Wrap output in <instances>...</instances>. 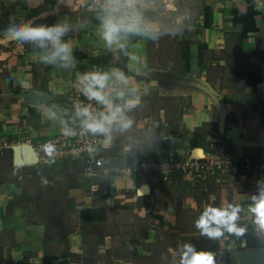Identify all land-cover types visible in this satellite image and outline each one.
<instances>
[{
    "label": "crops",
    "instance_id": "crops-1",
    "mask_svg": "<svg viewBox=\"0 0 264 264\" xmlns=\"http://www.w3.org/2000/svg\"><path fill=\"white\" fill-rule=\"evenodd\" d=\"M100 2L0 0V29L10 19L66 23L73 56L68 67L45 63L37 43L0 30V264H181L186 244L212 254L214 264H264L253 256L264 251V231L249 210L264 180V0H251L258 30L244 42L233 12L246 13L249 0H143L160 33L127 34L122 48L101 36ZM114 68L140 97L126 112L131 127L103 143L105 168L122 172L90 178L80 161L15 162L24 160L15 146L71 128L79 75ZM220 138L238 160L219 178L141 181L128 172L141 159L208 151ZM229 204L240 207L244 233L201 235L195 222L205 206Z\"/></svg>",
    "mask_w": 264,
    "mask_h": 264
},
{
    "label": "clouds",
    "instance_id": "clouds-1",
    "mask_svg": "<svg viewBox=\"0 0 264 264\" xmlns=\"http://www.w3.org/2000/svg\"><path fill=\"white\" fill-rule=\"evenodd\" d=\"M145 7L143 0H101L98 5L101 36L109 47L113 45L124 47L122 41L130 33L157 38L160 28L145 17L143 11ZM0 30L8 34L10 39L37 43L45 50L41 56L45 63L61 64L63 67H68L72 63L71 43L63 40L70 30V26L66 23L33 26L30 22L10 19L9 23ZM78 81L81 85L79 90L83 95L103 105V110L99 112H93L90 105H76L75 116L80 118V134L103 135L107 145L114 129L123 131L131 127L133 121L126 112L139 103L140 97L129 93L135 94L138 89L128 88L129 77L115 68L109 72L83 73L78 76ZM115 83L123 87L117 90ZM50 116L56 118L55 113H51ZM63 131L66 135L76 134L67 126ZM89 151L93 149L89 147ZM257 183L260 192L258 196H253V205L249 210L255 214V223L259 230L264 231V180ZM239 212L240 207L231 204L226 207L207 205L195 224L200 229L201 235L209 238H219L225 231L242 235L245 229L236 224ZM181 264H214V257L210 253L197 252L193 245L186 244L182 252Z\"/></svg>",
    "mask_w": 264,
    "mask_h": 264
},
{
    "label": "built area",
    "instance_id": "built-area-1",
    "mask_svg": "<svg viewBox=\"0 0 264 264\" xmlns=\"http://www.w3.org/2000/svg\"><path fill=\"white\" fill-rule=\"evenodd\" d=\"M91 106L93 112H99L103 105L95 100H89L83 94H75L71 98V106ZM80 118L71 120V129L75 135H66L64 131L51 137L35 147V151L42 164H63L71 161H80L84 165V172L90 178H98L102 174H118L121 169L105 168L103 155V135L80 134ZM89 147L93 151H89ZM237 157L228 149L222 138L215 140V145L203 156H183L169 152L158 159H141L128 168V172L137 180H143L146 175H156L166 180L174 174H179L189 181H206L216 179L227 172L236 162ZM91 195L98 191L97 184H92Z\"/></svg>",
    "mask_w": 264,
    "mask_h": 264
},
{
    "label": "trees",
    "instance_id": "trees-1",
    "mask_svg": "<svg viewBox=\"0 0 264 264\" xmlns=\"http://www.w3.org/2000/svg\"><path fill=\"white\" fill-rule=\"evenodd\" d=\"M249 7L246 13L234 10L233 24L234 26H241L240 40L244 42L250 33L258 30L255 16L257 15V10L251 5V0H249ZM150 37V36H149ZM256 89V85H253ZM50 258H46L44 264H49Z\"/></svg>",
    "mask_w": 264,
    "mask_h": 264
},
{
    "label": "water",
    "instance_id": "water-1",
    "mask_svg": "<svg viewBox=\"0 0 264 264\" xmlns=\"http://www.w3.org/2000/svg\"><path fill=\"white\" fill-rule=\"evenodd\" d=\"M14 150L16 151V153H19V151H22V155L24 157V160L19 161V157L16 156L15 157L16 163L27 164V165H37L40 163L39 157H38V155L35 151V147L33 145H31V144L17 145L14 147ZM200 151L203 152L202 149L196 150V152H200ZM194 155H195V153H194ZM142 190L145 192L149 191V187L147 185H145L142 188ZM70 231H72V229H70ZM253 256H255V258L263 259L264 258V251H256L253 253Z\"/></svg>",
    "mask_w": 264,
    "mask_h": 264
},
{
    "label": "rangeland",
    "instance_id": "rangeland-1",
    "mask_svg": "<svg viewBox=\"0 0 264 264\" xmlns=\"http://www.w3.org/2000/svg\"><path fill=\"white\" fill-rule=\"evenodd\" d=\"M201 153H199V155H200ZM42 169V168H41ZM35 172V171H34ZM35 183V182H34ZM38 186H40V185H38ZM49 202L50 203H53V199L51 198L50 200H49ZM47 210H53L54 209V207L52 206V205H50V206H46L45 207ZM47 217H48V215H47ZM55 224H56V221H55Z\"/></svg>",
    "mask_w": 264,
    "mask_h": 264
},
{
    "label": "bare ground",
    "instance_id": "bare-ground-1",
    "mask_svg": "<svg viewBox=\"0 0 264 264\" xmlns=\"http://www.w3.org/2000/svg\"><path fill=\"white\" fill-rule=\"evenodd\" d=\"M201 154L199 155V152H197V153H195V155L194 156H196V157H201V156H203V152H200ZM146 192H148V191H146ZM145 191H143L142 190V194H144V193H146Z\"/></svg>",
    "mask_w": 264,
    "mask_h": 264
}]
</instances>
